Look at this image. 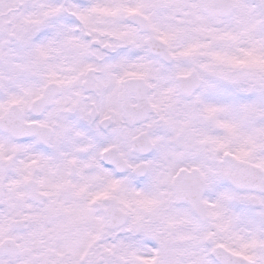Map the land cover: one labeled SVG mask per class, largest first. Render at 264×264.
Masks as SVG:
<instances>
[{"label": "snow or ice", "instance_id": "1", "mask_svg": "<svg viewBox=\"0 0 264 264\" xmlns=\"http://www.w3.org/2000/svg\"><path fill=\"white\" fill-rule=\"evenodd\" d=\"M0 264H264V0H0Z\"/></svg>", "mask_w": 264, "mask_h": 264}]
</instances>
